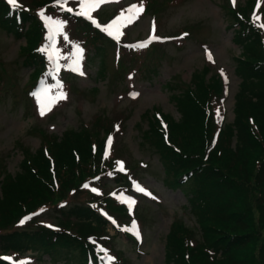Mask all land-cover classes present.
Masks as SVG:
<instances>
[{
  "label": "rangeland",
  "instance_id": "obj_1",
  "mask_svg": "<svg viewBox=\"0 0 264 264\" xmlns=\"http://www.w3.org/2000/svg\"><path fill=\"white\" fill-rule=\"evenodd\" d=\"M250 1L153 0L154 6H149L147 0H109L90 13L92 19L103 25L99 30L106 36L96 45L82 31L80 38L84 42L79 51L69 50L70 45L63 43V37L57 33V52L51 43L56 25L47 13L37 12L51 36L45 50L52 62L57 54L63 63L52 67L50 62L46 67L49 72L39 73L38 78L33 75L39 67L29 65L22 55L24 36L4 28L0 22V178L7 172L18 173L25 156L40 148L45 136L59 137L67 128L78 131L83 126H92L103 137V130L108 131L110 125L98 124L94 118L104 115L110 122L119 119L123 128L119 127L117 138L113 135L109 138L113 143L116 141L110 155L127 172L116 177L107 170L99 180L85 178L79 188L67 186L51 203L43 204L51 208L36 220L57 227L58 210L54 206L67 201L70 205L75 199L90 195L105 201L109 195L119 204L118 221L137 240L109 228L111 239L97 241V245L105 247L99 264H166L167 238L173 222L196 227L198 222L187 196L166 170L163 160L169 154L164 151L162 154L155 135L148 133L149 126L155 116L164 115L172 123L181 121L176 97L188 86L196 87L204 77L208 83L222 79L223 90L218 96L220 90L215 94L213 106L222 126L233 121L235 97L242 81L237 73V58L242 56V49L237 39L240 25L236 19L244 10L248 19L252 18ZM63 2L55 5L83 10L80 0ZM18 4L38 10L42 2L18 0ZM133 5H142L143 12L121 29L119 39L104 31L122 12L127 17L126 10ZM257 11L258 8L255 14ZM72 30L78 33L75 27ZM153 35L159 39L140 47L141 41ZM61 44L63 52L59 49ZM257 49L262 51L261 46ZM40 78L47 84L36 91ZM119 115L122 116L117 118ZM46 152L53 157L54 146L46 148ZM83 175L87 177L86 173ZM60 247H56L55 253H61L57 258L33 250L9 255L21 264H78L76 259L67 261L65 253L69 249ZM73 253L79 252L73 250Z\"/></svg>",
  "mask_w": 264,
  "mask_h": 264
},
{
  "label": "trees",
  "instance_id": "obj_2",
  "mask_svg": "<svg viewBox=\"0 0 264 264\" xmlns=\"http://www.w3.org/2000/svg\"><path fill=\"white\" fill-rule=\"evenodd\" d=\"M41 2L39 11L33 8L34 12L30 5L0 0V22L24 36L22 55L29 65L39 67L34 70L35 78L52 63L45 50L50 35L37 12L48 14L63 43L70 45L69 50L81 49L82 31L96 45L106 36L92 21L74 10L69 12L67 5H55L63 0ZM253 2L248 4L250 12ZM147 4L154 6L153 0ZM240 14L236 21L241 30L237 39L242 56L237 58V73L242 81L233 121L222 126L213 106L215 94L223 90L222 79L208 83L204 77L203 82L194 88L188 86L176 97L181 121L172 123L164 115L155 116L149 126L148 133L155 135L157 147L162 154H169L163 160L166 170L187 196L198 222V227L173 222L166 264H264V39L257 31V22L248 19L245 10ZM59 47L62 51V44ZM105 118L97 115L94 119L112 126ZM91 127L72 128L59 137L45 136L40 148L25 156L18 173L7 172L0 178V264H16L6 256L28 250L57 258L61 254L55 253L58 245L69 249L67 261L99 264L103 253L97 241L111 239L107 232L111 222L135 240L119 223V204L109 195L105 201L90 195L70 205L68 201L54 206L58 210L57 227L36 220L51 208L43 204L51 203L67 186L79 188L83 179L100 178L107 170L116 177L125 172L106 152V140ZM51 146L53 157L46 152Z\"/></svg>",
  "mask_w": 264,
  "mask_h": 264
},
{
  "label": "snow or ice",
  "instance_id": "obj_3",
  "mask_svg": "<svg viewBox=\"0 0 264 264\" xmlns=\"http://www.w3.org/2000/svg\"><path fill=\"white\" fill-rule=\"evenodd\" d=\"M81 5L83 10L79 13L80 15H84L89 19H92L90 13L92 10L95 9V7H97L99 4L101 3H105V2H109V0H80ZM235 2V0H234ZM8 3L10 5H17L18 4V0H8ZM69 12L72 11L71 8L67 9ZM129 15L127 17L124 16V13H121V16L118 17L117 19L113 20L112 23H110L109 25H107L104 28V31H106L110 36H113V38L115 39H119L120 36L122 35L121 29L125 26H127V24H131L133 23L136 19L139 18V15L142 14L143 12V6H137V5H133L131 6L129 9L126 10ZM43 15V13H42ZM257 19H259V17H257ZM94 23H97L96 21L93 20ZM261 27H264V24L260 25ZM97 27H100V25L97 23ZM115 27V32L112 31V29ZM155 31V26L153 25V32ZM151 39H159V37H156L155 35L152 36ZM151 40H149L146 43H143L140 45V47H146L147 43H150ZM211 58V57H210ZM83 74V73H81ZM41 114L43 115V109L41 110ZM122 170V169H121ZM140 191H144V189L140 188ZM134 203V201L132 202ZM24 221H21V223H23ZM137 235H138V229H137Z\"/></svg>",
  "mask_w": 264,
  "mask_h": 264
}]
</instances>
